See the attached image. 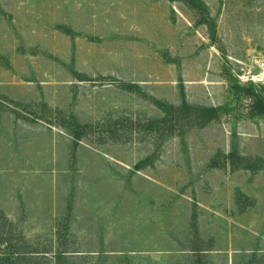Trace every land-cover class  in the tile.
<instances>
[{
  "label": "rangeland",
  "instance_id": "rangeland-1",
  "mask_svg": "<svg viewBox=\"0 0 264 264\" xmlns=\"http://www.w3.org/2000/svg\"><path fill=\"white\" fill-rule=\"evenodd\" d=\"M252 83L264 0H0V212L19 250L67 238L165 264L189 230L213 264L264 249Z\"/></svg>",
  "mask_w": 264,
  "mask_h": 264
},
{
  "label": "trees",
  "instance_id": "trees-1",
  "mask_svg": "<svg viewBox=\"0 0 264 264\" xmlns=\"http://www.w3.org/2000/svg\"><path fill=\"white\" fill-rule=\"evenodd\" d=\"M254 96V106L258 113L264 112V93H262L256 84L252 83L250 90ZM14 224L8 220V218L0 212V242L3 243L5 248V252L2 258L4 261L7 260L8 264H12L15 262L12 257L14 253L18 256L21 255V261L19 263H30L32 260L37 259H45L51 262V264H103L104 258L107 257L108 252L105 250H85L82 249L79 241L77 240H67V238H63L64 240H59L58 246L55 247L51 256H47L48 250L46 249H37V250H19L17 247L18 239L13 229ZM23 243V242H22ZM152 249H142V248H132L125 250V256L121 259L117 264H125L123 259L129 261V256L127 254H142L140 252H149ZM161 253H175V255L179 256L175 259V261L168 262L165 264H213L211 259V255L216 253L218 250L213 247V241L210 238L209 240H203L198 236L197 232L193 230H189L188 242L183 247L179 248H159ZM120 251L119 254H121ZM240 254L239 260L232 258L231 264H264V249L255 245L251 248H244L242 251H238ZM237 252V253H238ZM120 255V257H122ZM19 257V258H20ZM53 259V261H52ZM36 263V262H35ZM31 264V263H30ZM37 264V263H36ZM156 264V263H154Z\"/></svg>",
  "mask_w": 264,
  "mask_h": 264
}]
</instances>
